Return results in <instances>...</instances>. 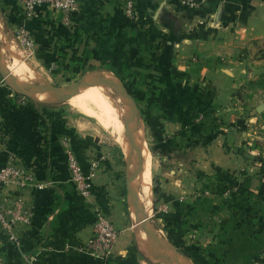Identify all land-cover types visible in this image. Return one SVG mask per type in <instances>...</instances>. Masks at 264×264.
Wrapping results in <instances>:
<instances>
[{
    "label": "crops",
    "instance_id": "obj_1",
    "mask_svg": "<svg viewBox=\"0 0 264 264\" xmlns=\"http://www.w3.org/2000/svg\"><path fill=\"white\" fill-rule=\"evenodd\" d=\"M77 1L79 12L66 23L50 9L25 19L18 0H0V38L25 28L41 68L106 67L124 79L136 77L130 88L140 92V106L147 111L155 202L167 204L159 216L169 237L190 252L192 264H264V201L259 199L264 153L243 145L256 136L245 138L248 132L237 133L232 126L219 130L216 119L261 64L250 52L264 36V0H205L193 8L180 0H132L134 19L123 13L125 0ZM13 65V77L30 82L26 69L31 66L22 58ZM15 93L0 78V164L13 155L41 187H0V200L20 192L33 205L31 222L16 230L18 243L0 229L4 264H159L140 249L129 228L132 180L119 145L88 133L53 107L29 98L20 102ZM108 132L125 146L121 126L119 139ZM63 136L84 171L90 159L98 160L89 200L68 178ZM94 205L120 230L107 258L75 249L91 233ZM149 207L140 196L145 221ZM24 253L33 257L31 263Z\"/></svg>",
    "mask_w": 264,
    "mask_h": 264
},
{
    "label": "rangeland",
    "instance_id": "obj_2",
    "mask_svg": "<svg viewBox=\"0 0 264 264\" xmlns=\"http://www.w3.org/2000/svg\"><path fill=\"white\" fill-rule=\"evenodd\" d=\"M17 29L12 30L8 35L1 34V38H0V65L2 70H4V72L10 75L12 78H14L12 75V70L16 69L15 67L16 65L13 64L16 62V58L18 59L22 58V62L29 64L32 68L33 74L35 73L33 76H29L31 80L28 83L31 84L52 85V86L64 88L75 84L77 85L79 80L85 77L86 74H94L97 76L100 72L102 73L106 72L111 77L117 78L120 85H123V82L120 80L121 77L118 74H116L115 71H111L106 67H104L103 69L101 68L91 69L92 66L84 67L79 65L76 67V69L70 68L66 70V69H62L61 65H58L57 67H49L48 69L42 67L43 68L42 69L40 67V64L35 62L34 56L26 53L22 49L21 45L17 42ZM253 49H254L253 53L250 52V55H252L250 59L253 58L256 60H261V64L259 65L257 64V68L255 69L254 72H252L253 75L251 74L250 76H248V78L232 92L233 98L229 102V107L223 113L218 112L216 119L218 120L219 130H225L228 129L230 126H232L231 129L237 133L248 132L250 135L245 136V138L256 136L254 140L248 139L246 140V142L244 141L243 145H245V147H248L249 149L255 148V150L257 147H259V152H260L261 149H264V109L257 113L255 112V107L259 104H264V36L262 37L259 43L256 42L253 44ZM245 51L247 55V51H249V49L245 47ZM0 78H1V82H4L1 75ZM14 79L17 80L16 78ZM125 79L126 82L129 83L128 84L129 87L132 86V84L138 82L136 77L127 76ZM20 82H24V81H20ZM5 85L8 87L7 84ZM87 85L89 84H85L84 86L82 85V87L78 88L76 91L72 92L71 94L63 95L57 93L58 96L56 97L53 96L51 100H39V99H45L47 98V96L46 97L35 96L37 99L32 96H27V97L40 104H44L55 108V110H57L60 113L59 115H63L67 120H69V118L75 119L76 121L79 122L80 126L84 127L87 131H89L88 133H95L97 135L96 136L97 138L119 145L118 147H120L124 153V159L130 169V174L133 175V182H134L135 180L134 176L136 174L137 168L140 166V160L142 159V155L140 154L139 149H137L135 146H132L130 144V141L128 139L127 125H126V120H127V116H126L127 107L125 103L126 101L114 89L109 88L110 96L108 94L105 99L112 106V108H115L114 110H116V115H117L116 121L118 120L117 122L121 126V135L123 139L128 143L127 148L118 144L114 140L112 135L108 132L110 130L108 131L107 129L105 130L103 127H101L97 119L95 117H92L93 115L95 116L99 115L100 111L92 103H86V102L84 103L83 101H81V99L79 100V97L81 98V96L85 93L86 89H84L82 92H80V94H78L76 97H74L71 100V104L73 106L69 104L68 98L72 94L77 93L80 89H82ZM9 89L13 91L10 87ZM13 92L15 93V91ZM16 93L14 95L17 98L18 95L20 94L18 93L16 94ZM145 94L146 93H142L143 97L145 96ZM48 97H50V95ZM108 97H110V99ZM131 97L135 105V114H134L135 117H134V122L132 124V128L134 129V131L135 130L140 131V137L143 140L142 154L143 155L150 154L149 175L151 180L152 177L151 168L154 163L151 146L154 141L149 137V131L144 121L147 119L146 118L147 111L145 110L146 108L142 109V107L140 106L141 104L140 101L142 97L140 92L137 93L133 92V95H131ZM242 138L244 137L241 136V139ZM134 140L136 142L135 136H134ZM255 141L260 142L259 145ZM238 147L240 148V146ZM152 175L153 177L151 180V187L153 188L154 174ZM152 188H151V193H152ZM137 193L139 199V191L137 190L136 192L134 189L132 200L136 198ZM155 200H156V196L152 193L150 197L149 218L147 219V221L152 227L156 235V238L159 241V243H157L156 246L159 248V250L160 247L161 249L163 248L168 249L171 255L167 254L165 256L171 258L172 260L178 261L181 264H186V263L192 264L189 259L191 255L190 252L188 250H184L179 244L176 243V241H174V239L169 237V232L167 231L168 227L163 223V219L159 216L160 213L156 211V207L159 203L158 201L155 202ZM130 209L133 210V207H130ZM131 216H132V220H129V226H130L129 228L131 232L135 234L136 237H138L139 234L144 233L145 229L144 226H136L134 224L135 223L134 219L138 216L137 211L134 210ZM140 249L142 248L140 247ZM143 252L147 256H149L151 260H155L154 257L149 255V252L146 251ZM157 262H159V264H166L164 262H161L160 260Z\"/></svg>",
    "mask_w": 264,
    "mask_h": 264
},
{
    "label": "built area",
    "instance_id": "obj_3",
    "mask_svg": "<svg viewBox=\"0 0 264 264\" xmlns=\"http://www.w3.org/2000/svg\"><path fill=\"white\" fill-rule=\"evenodd\" d=\"M205 0H180V4L186 7H197L204 3ZM21 15L25 19H31L36 16L42 9H50L62 14V19L66 23H71L72 15L79 12V3L77 0H18ZM124 15L129 19H134V3L132 0H125L122 4ZM17 42L22 49L31 54L35 42L29 32L19 27L17 29ZM28 97L18 95L20 102H25ZM63 152L66 156V168L68 178L72 182L77 193L85 200H89L92 193V181L96 174L98 165L97 159L89 160L88 171H84L79 163L70 139L63 136L60 139ZM14 187L17 190H25L29 187H41L35 179L33 171L24 165L15 161L13 155H9L7 160L0 164V187ZM166 203H159L156 207L158 212L167 211ZM33 214V205L28 202L27 198L17 192L12 197L0 200V229L4 230L8 238L18 243L16 230L19 225H28L31 222ZM120 230L115 226L110 216L103 211L98 205L93 206V220L91 223V233L86 240L79 246L77 251H89L93 254L107 258L113 251L118 240ZM27 262H32V256L23 254ZM0 264H4L0 257Z\"/></svg>",
    "mask_w": 264,
    "mask_h": 264
},
{
    "label": "bare ground",
    "instance_id": "obj_4",
    "mask_svg": "<svg viewBox=\"0 0 264 264\" xmlns=\"http://www.w3.org/2000/svg\"><path fill=\"white\" fill-rule=\"evenodd\" d=\"M2 38H3V36H2ZM26 70H27L26 75H28V76H33L35 74V73L33 74V71L31 68H27ZM90 75L95 77L100 83H90L89 85L80 89L77 93L72 94L68 98V100H70L71 98L76 96L80 91L86 89L85 93L81 96V98L79 97V100L81 99V101H83L84 103L85 102L86 103H92L100 111L99 115H97V116L93 115L92 117H95L97 119V121L99 122L101 127H103L104 129L110 130L112 133H114L116 139H119V137H120V135H119L120 124H118V122H117L118 120L116 121V119H117L116 110H114L115 108H112V106L105 99L108 94L110 96L109 88H112L115 91H116V89L121 91V86L118 82V79L111 77L106 72H103V73L100 72L97 76L94 74H90ZM91 84H94V85H91ZM121 93H118V94L120 96H122L126 101L125 102L126 107H127L126 116L128 118L130 112H132V113L134 112V108L131 106V103L125 98V96L122 95ZM46 94H49L50 97H48ZM31 96L34 98H36L35 96H40V97L41 96L42 97L47 96V98L39 99V100H51L53 96L56 97V96H58V94L56 92L50 91V92L33 93ZM108 98L110 99V97H108ZM133 122H134V119L131 121V124H130L131 128H132ZM132 131H133V135L136 138V143H137L138 149L140 151V154L142 155L143 140L140 137V131H137V130L134 131L133 128H132ZM127 146H128V143L125 142L124 147L127 148ZM143 158H144V160H143ZM143 158H142V160L144 161L143 166H142L143 169H141V171L139 172V174L137 175V177L135 178V180L133 182V186H134L135 191L136 192H137V190L139 191V199H138V193L136 196L138 216L134 219V221L139 220V221L134 223L136 226H142V222H145V220L142 218V215H141V209L139 210V208H140V196L144 200V202L146 203L147 206L150 205V197H151V184H150V175H149V156L147 154H145ZM151 230H153L152 227H151ZM144 235H147L146 237L151 242L148 234L146 233V231H144V233L139 234V236L137 237L138 244L143 249V250L141 249L142 251L149 252V255L154 257V259H156L154 254L151 252L152 246L148 243V241L146 240ZM160 250H161V253L164 255L170 254V251H168V249H165V248L161 249V247H160Z\"/></svg>",
    "mask_w": 264,
    "mask_h": 264
},
{
    "label": "water",
    "instance_id": "obj_5",
    "mask_svg": "<svg viewBox=\"0 0 264 264\" xmlns=\"http://www.w3.org/2000/svg\"><path fill=\"white\" fill-rule=\"evenodd\" d=\"M0 75L3 78L5 84L8 85V87H10L13 91L17 92L20 95L23 96H31L33 93H41V92H56L58 94H71L72 92L76 91L78 88L82 87V85L84 86L85 84H90V83H100L95 77L91 76L90 74H86L85 77H83L82 79L79 80L78 84L76 85H71L68 87H56V86H52V85H42V84H31L28 82H20L15 80L14 78H12L10 75L6 74L4 72V70H2L1 65H0ZM120 84V83H119ZM121 86V91H119L118 89H116V91L118 93H121L122 95L125 96V98L131 103V106L134 108V112H130L129 117L126 120V125H127V134H128V139L130 141V144L132 146H135L138 149V146L134 140V135H133V131L132 128L130 127L131 121L134 119L135 117V105L134 102L132 100L131 94L127 91V89L124 87V85H120ZM264 109V104H259L255 107V112H260ZM132 119V120H131ZM142 169V159L140 160V166L137 168L136 170V174L134 176V178L137 177V175L139 174V172ZM131 188L129 191L130 194V199H131V204L133 207V211H138L137 209V204H136V198L134 200H132L133 197V175H131ZM148 219V218H147ZM139 221V220H137ZM134 221V222H137ZM142 226H144V229L146 231V233L148 234L150 240H151V244L153 247L152 253L154 254L155 257H157L158 259H160L161 261L165 262L166 264H181L178 261H174L171 258L165 256L164 254H162L160 252V250L158 249V247L156 246L157 243H159V241L156 238L155 233L153 232V230H151V226L148 223V221L146 222H142Z\"/></svg>",
    "mask_w": 264,
    "mask_h": 264
},
{
    "label": "trees",
    "instance_id": "obj_6",
    "mask_svg": "<svg viewBox=\"0 0 264 264\" xmlns=\"http://www.w3.org/2000/svg\"><path fill=\"white\" fill-rule=\"evenodd\" d=\"M120 80L123 82V85H124V87L127 89V91H128L131 95H133V92H134V91L131 90V88H130L129 85H128L129 83H127V82L125 81L124 77H121ZM136 93H137V92H136ZM260 152L264 153V149H261ZM153 181H154V186H153V188H152V192H153L154 195H157V193H158V186H157L156 180L153 179ZM240 191H241V192H244V194H252L251 191H249V190H245V189H243L242 187H240ZM259 199H260L261 201H264V196L259 195ZM227 206L229 207L230 204H228Z\"/></svg>",
    "mask_w": 264,
    "mask_h": 264
}]
</instances>
